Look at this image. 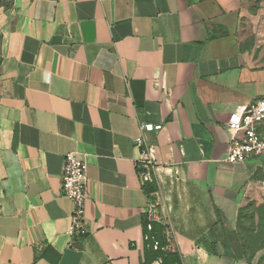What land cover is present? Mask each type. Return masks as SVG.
<instances>
[{
    "label": "crops",
    "instance_id": "1",
    "mask_svg": "<svg viewBox=\"0 0 264 264\" xmlns=\"http://www.w3.org/2000/svg\"><path fill=\"white\" fill-rule=\"evenodd\" d=\"M5 21L0 264H144L149 205L182 264H224L206 245L212 201L228 218L253 195L254 163L225 162L227 124L264 97V9L250 13L243 0H13ZM140 124L161 129L141 133ZM141 135L153 150L150 193L134 165ZM68 152L87 165L83 239L66 233Z\"/></svg>",
    "mask_w": 264,
    "mask_h": 264
},
{
    "label": "built area",
    "instance_id": "2",
    "mask_svg": "<svg viewBox=\"0 0 264 264\" xmlns=\"http://www.w3.org/2000/svg\"><path fill=\"white\" fill-rule=\"evenodd\" d=\"M228 129L231 135L228 139L225 162L228 164H244L250 160L264 158V97L255 104L242 106L234 110L228 120ZM160 125L140 124V132H158ZM133 146L138 150V158L134 161L140 186L153 183L152 174L155 171L153 150L141 135L135 138ZM87 165L75 153L64 155L61 174V195L72 204V214L69 218L67 235L70 239H83L88 235L85 206L87 201L86 188ZM157 221L156 208L149 205L146 211V223ZM147 240V238H145ZM154 249L157 244L155 243ZM154 264H161L155 261Z\"/></svg>",
    "mask_w": 264,
    "mask_h": 264
},
{
    "label": "rangeland",
    "instance_id": "3",
    "mask_svg": "<svg viewBox=\"0 0 264 264\" xmlns=\"http://www.w3.org/2000/svg\"><path fill=\"white\" fill-rule=\"evenodd\" d=\"M243 1L250 13H255L259 8L264 9V0ZM12 2L13 0H0V47L3 37L1 30L5 20L9 18ZM249 38L252 39L251 36ZM262 40L263 49L260 52L264 58V36ZM262 132L264 134V125ZM249 162L255 165L253 195L240 207H229L226 212L233 228L239 234L245 254L244 259L251 264H264V158L250 160L247 163ZM216 248L218 251V247Z\"/></svg>",
    "mask_w": 264,
    "mask_h": 264
},
{
    "label": "trees",
    "instance_id": "4",
    "mask_svg": "<svg viewBox=\"0 0 264 264\" xmlns=\"http://www.w3.org/2000/svg\"><path fill=\"white\" fill-rule=\"evenodd\" d=\"M146 191L148 193L153 192L152 189L148 188ZM212 208L215 219L210 231L212 241L210 246L206 244L207 248L210 252L220 256L224 260V264H233L234 261L243 259L245 256L239 234L233 228L232 222L225 217L223 211L213 201ZM143 235L147 237L144 242V264H152L158 260L161 261V264H182L174 237L165 226L154 221L148 229L145 222ZM155 243L157 244L156 249L153 246ZM216 247H218V251Z\"/></svg>",
    "mask_w": 264,
    "mask_h": 264
}]
</instances>
